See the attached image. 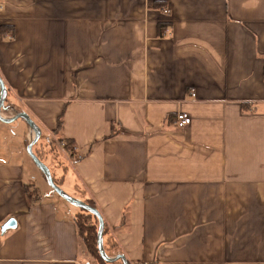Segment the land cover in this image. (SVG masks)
I'll return each mask as SVG.
<instances>
[{"label":"crops","instance_id":"obj_1","mask_svg":"<svg viewBox=\"0 0 264 264\" xmlns=\"http://www.w3.org/2000/svg\"><path fill=\"white\" fill-rule=\"evenodd\" d=\"M0 2V264L88 262L80 207L28 155L20 112L41 141L63 113L74 148H60L58 187L95 201L113 255L264 264V0ZM181 111L191 123L177 128Z\"/></svg>","mask_w":264,"mask_h":264},{"label":"trees","instance_id":"obj_2","mask_svg":"<svg viewBox=\"0 0 264 264\" xmlns=\"http://www.w3.org/2000/svg\"><path fill=\"white\" fill-rule=\"evenodd\" d=\"M155 5H163L162 2H155ZM166 27L165 23H160L158 26V31L160 34L164 31ZM175 118V117H174ZM63 125V113H61L57 117L56 127L53 129V134L56 138H48L43 141L37 140L34 143L35 149L34 152L36 156L47 166L49 167L52 179L54 183L58 186H61L64 182L65 172L67 170V166L65 164V161L63 160L62 151L60 150V147L58 143L60 141L64 142V146L62 147V150L68 155L72 156V151L74 148V142L70 138H63L59 136V131ZM114 133L105 135L103 139L110 138L114 136ZM62 170V173L60 176L56 173V170ZM83 202L88 204L90 207L98 209L95 201L90 198L86 197L82 199ZM73 221L75 223V226L77 228V233L79 238L84 244V247L89 254V256L92 258V260L95 262V264H124L121 259L112 260V261H105L102 259V257L99 254L98 246H97V231L99 227V220L96 215L93 213L80 208V210L74 215ZM104 225H103V232H102V243L104 251L107 255H113V251L117 249L118 245L113 237L112 234V227L108 225V223L103 219ZM122 224V221L119 222V225ZM129 264H131L128 261ZM147 264V263H146Z\"/></svg>","mask_w":264,"mask_h":264},{"label":"water","instance_id":"obj_3","mask_svg":"<svg viewBox=\"0 0 264 264\" xmlns=\"http://www.w3.org/2000/svg\"><path fill=\"white\" fill-rule=\"evenodd\" d=\"M5 94H6V87L5 84L0 76V107L3 104L4 98H5ZM23 118L27 124L29 125V127L34 131L35 133V137L33 140H31L28 144H27V153L28 155L31 157V159L34 161V163L41 169V171L44 173L49 185L54 189V191H56L59 195H61L64 199H66L67 201H69L72 204L77 205L78 207L85 209L91 213H93L94 215H96L98 217L99 220V227H98V231H97V246H98V251L100 256L102 257V259H104L105 261H112V260H117V259H121L122 262L124 264H129L128 261L126 260V258L124 257V255L122 254H116L114 256H110L107 255L104 251L103 248V243H102V232H103V225H104V221L103 218L100 214V212L98 211V209L90 207L88 204H86L85 202H83L82 200H78L75 199L73 197H70L69 195H67L63 190H61L58 185H56L52 179L50 170L48 168L47 165H45L36 155L35 153L32 151V145L38 140L39 138V131L37 130V128L35 127L33 121L29 118V116L24 113V112H20L17 113L15 118ZM15 225V221L14 220H10L8 221V223L3 227V228H7V227H13Z\"/></svg>","mask_w":264,"mask_h":264},{"label":"rangeland","instance_id":"obj_4","mask_svg":"<svg viewBox=\"0 0 264 264\" xmlns=\"http://www.w3.org/2000/svg\"><path fill=\"white\" fill-rule=\"evenodd\" d=\"M20 121H22L21 119H17L16 121H14V122H12L11 124H9V128H12V132H18V137H16V138H18L19 139V142L21 141V139H20V131H18L17 130V128L19 127V125H20ZM6 127V126H5ZM11 141H12V139H11ZM6 143H8V140L6 141ZM58 145H59V143H58ZM60 147V146H59ZM27 157V156H26ZM31 158V157H30ZM30 160V159H29ZM32 163V162H31ZM33 165V164H32ZM38 169V168H37ZM39 171V170H38ZM29 180H32V178L30 177V179ZM29 183H30V185H31V187L32 188H34V186L36 187V188H39L40 189V187L37 185V183L36 182H34V181H28ZM44 185H46V184H44ZM47 187V186H46ZM49 190V189H48ZM68 190V189H67ZM52 194L54 193V192H52L51 190H49ZM40 195V197H42L43 199L44 198H47V196L45 195V193L44 192H42V193H40L39 194ZM55 197H57L58 198V196L56 195V194H53ZM65 203V202H64ZM66 205L68 206V207H70L71 209H79V208H77V207H74V206H72L70 203H68V202H66ZM80 210V209H79ZM84 251H85V258H86V262H87V260H88V262H87V264H95V262L92 260V258L89 256V254L87 253V251H86V249H85V247H84ZM110 256H114V255H110ZM84 264H86L85 262H83Z\"/></svg>","mask_w":264,"mask_h":264},{"label":"built area","instance_id":"obj_5","mask_svg":"<svg viewBox=\"0 0 264 264\" xmlns=\"http://www.w3.org/2000/svg\"><path fill=\"white\" fill-rule=\"evenodd\" d=\"M2 8V3L0 2V9ZM163 12H168V9L165 7H162ZM191 123V117L186 112H178L174 118V125L177 128H184L185 126L189 125ZM60 148L64 146V142H59Z\"/></svg>","mask_w":264,"mask_h":264}]
</instances>
